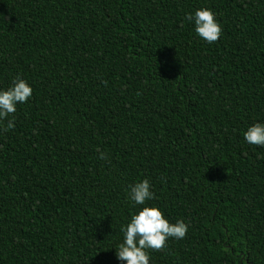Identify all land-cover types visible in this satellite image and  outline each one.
I'll return each instance as SVG.
<instances>
[{
	"label": "trees",
	"instance_id": "1",
	"mask_svg": "<svg viewBox=\"0 0 264 264\" xmlns=\"http://www.w3.org/2000/svg\"><path fill=\"white\" fill-rule=\"evenodd\" d=\"M16 77L32 95L0 121V264H126L144 206L188 226L149 264H264V146L244 139L264 124V0H0V90Z\"/></svg>",
	"mask_w": 264,
	"mask_h": 264
},
{
	"label": "clouds",
	"instance_id": "2",
	"mask_svg": "<svg viewBox=\"0 0 264 264\" xmlns=\"http://www.w3.org/2000/svg\"><path fill=\"white\" fill-rule=\"evenodd\" d=\"M186 19L194 21L196 34L208 43L216 42L222 32L220 24L216 21L215 14L208 8L195 11L194 15L188 14ZM32 95V88L19 77L14 78L12 86L7 90H0V121L16 112L19 103H26ZM14 127V117L8 120L7 128ZM244 139L252 145L264 146V124L256 123L244 132ZM100 159H107L105 153L99 154ZM154 198L150 191V182L144 179L131 187L130 199L137 205ZM188 226L183 221L170 223L162 211L156 206H144L131 216L124 233L123 243L116 250L118 260L126 264H149L147 249L161 251L166 246L169 238L183 239Z\"/></svg>",
	"mask_w": 264,
	"mask_h": 264
}]
</instances>
